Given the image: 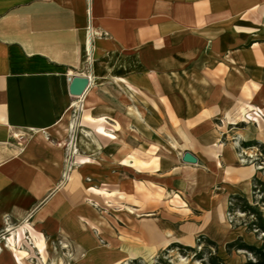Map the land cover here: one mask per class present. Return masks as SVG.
I'll list each match as a JSON object with an SVG mask.
<instances>
[{"label":"crops","instance_id":"1","mask_svg":"<svg viewBox=\"0 0 264 264\" xmlns=\"http://www.w3.org/2000/svg\"><path fill=\"white\" fill-rule=\"evenodd\" d=\"M74 76L89 78L81 96L69 93ZM250 142L264 146V0H0V264H17L8 242L21 227L23 264H122L163 249L164 238L191 237V247L197 236L244 252L227 245L259 241L224 213L260 179L239 159ZM186 151L196 163L182 161ZM128 156L133 166L121 163ZM96 176L123 185L133 228L97 211L112 196L98 207ZM143 183L151 199L164 191L179 205L178 226L162 234L152 216L144 231Z\"/></svg>","mask_w":264,"mask_h":264},{"label":"rangeland","instance_id":"2","mask_svg":"<svg viewBox=\"0 0 264 264\" xmlns=\"http://www.w3.org/2000/svg\"><path fill=\"white\" fill-rule=\"evenodd\" d=\"M85 117L88 120H91V121L94 120L89 115H85ZM74 118H75V113H72L69 115V120H74ZM98 120L105 121V119L103 118H100ZM72 125H73V121L67 124V128H69V133H68L69 141L68 142L71 147L68 158L75 152V149H73L72 147L74 146L72 145V143H73L74 130L76 129L75 128L76 125L74 124L75 126L73 128H72ZM118 127H119L118 124H115L113 126V128L115 129H117ZM96 129L98 133L105 135L109 137L110 139L115 138L114 134L106 130L103 124L101 123L96 125ZM146 142H149V141H146ZM119 144L120 142L118 138L110 142L111 149L114 151L116 150L114 152V155L117 152ZM149 144H150V147H149L150 152L151 151L153 152L156 150L159 151L161 149H164L165 147L164 145L156 144V143L154 144L149 143ZM237 149H238V155H239L240 161H243V163H247V164L254 166L256 171L259 172L260 181L264 182V146H262L260 143H257V142H250L249 145H245V146L238 145ZM143 158L144 160H146L145 156ZM146 158H150V157H146ZM153 158H155V154L153 155V157H151L152 160ZM79 160L83 163L86 161V157H80ZM136 162L137 161L132 156H128L124 158L123 160H121V163L126 166H133ZM142 166L145 167L144 164H142ZM111 175H116V176L119 175V168L116 167L115 169H113L111 171ZM99 176H96L97 183H94V186L90 187L89 190L92 191V193L96 195V200H98L100 204V206L98 207L103 206L102 196H105V197L112 196L110 198L112 206L107 207V209L105 210L102 208H100L99 210L97 208V211L100 213L102 217L104 215H105V218L109 217L111 219L110 222H112V224H114L116 227H118V225L124 224L125 226L127 225L129 228L130 227L133 228L134 221L129 216H126V215H129L130 210L127 207H125L127 202H126V199L122 200L123 194L120 192L123 185H121V183H103L102 177H99ZM103 184H105L106 188L110 189L111 191L109 192L108 190L104 189ZM149 186L150 185H148L147 183H143V185H141L140 188H137V190L140 193L138 195H140L141 197V200H140L141 204L138 210L135 211V213H137L138 216L136 217L138 219L140 218L142 219L144 231H147L148 229H150L151 221L149 219H151L152 216H154L153 218H157L154 222L157 221L159 223L160 228L165 227L164 225L166 223L174 224V226L175 225L178 226L182 222L181 212H178L177 210V206L179 205L176 203H172L173 201L169 202V198L166 196V193H164V191L161 193V195L159 194V196H155L154 199H151ZM240 197L244 198L245 201H247L249 205L256 207L257 211H261L262 215H264V195L259 194V193H256V195H253L252 193L251 196L246 197V196L240 195ZM178 202H180L179 199H178ZM232 203H233L232 208L235 211L234 212L232 211V213L229 212L228 211L229 205H228L224 213L226 223L231 227H244L247 230H249L248 223L250 221L251 216H246L244 213L238 211L241 208V203L239 201L234 200ZM95 204L98 205L97 202H95ZM126 206H129V205H126ZM157 208H159V211H158L159 214H157V211H156ZM174 214L176 215L180 214L179 216L177 215L180 219L174 216ZM120 221L123 224L120 223ZM92 228H94L95 233L98 235V232L97 230H95V227L93 226ZM24 229L25 227H21L15 233H13L8 242L9 243L8 248L11 251H13L15 261L17 264H23L24 258L28 256L27 251H26L27 254L25 256H20L18 254L19 250H24V249L22 248L20 249V247L19 249H17L16 246H14L16 242L17 243L19 242V239L21 237H24ZM159 231L162 234H164L165 232L163 228L159 229ZM149 232L152 233V230H150ZM251 232L252 234L255 235L256 240H258L259 242H260L261 236L264 237V235L260 233L256 235L254 230ZM182 240L186 244H192L191 237H185ZM169 241H170V238H164L162 239V242L160 243V246H162L163 249H159L157 252H154L153 254L150 253L151 255L148 252L144 251L142 258H139L138 260H133L132 262H124L122 264H183V263L207 264L209 261V258L214 257V256L219 257L220 259L225 261L227 264H233V263H236L242 260L243 258L245 259L247 258V253L245 251L244 252L242 251H231L230 252L229 251L228 253H226L225 251L221 250L217 246V244L212 242L208 237H204V236L196 237L195 244L191 246L192 250L187 249L186 248L187 245H185L184 242H172L171 244L168 245ZM209 241L212 243H210ZM37 242L41 244V247L37 246ZM97 242L98 243L102 242V238L100 237ZM67 243L68 241L66 240L63 243L62 247H66ZM43 244H44V240L42 238L36 241L35 246L37 250L41 251ZM150 244H151L150 237L144 236L143 237L144 250H146ZM148 254L150 256L147 257Z\"/></svg>","mask_w":264,"mask_h":264},{"label":"trees","instance_id":"3","mask_svg":"<svg viewBox=\"0 0 264 264\" xmlns=\"http://www.w3.org/2000/svg\"><path fill=\"white\" fill-rule=\"evenodd\" d=\"M252 193L253 195H256V193L264 195V182L260 181V179H254L252 183ZM234 200H237L241 203V208L240 210H238L239 212L244 213L246 216H251L250 221L248 223L249 230H254L256 235H258V233L264 235V215H262L261 211H257L256 207L249 205L244 198L240 197V195H233L230 197L228 202V211L231 213L232 211H235L232 208V202ZM232 247L244 250L247 253V259L241 264H264V237L261 236L260 242L256 245L244 243L240 240L227 245L228 249ZM186 248L192 250L191 247ZM207 264H224V262L219 257L214 256L209 258Z\"/></svg>","mask_w":264,"mask_h":264},{"label":"water","instance_id":"4","mask_svg":"<svg viewBox=\"0 0 264 264\" xmlns=\"http://www.w3.org/2000/svg\"><path fill=\"white\" fill-rule=\"evenodd\" d=\"M89 80L86 76H74L70 79L69 93L72 96H81L88 87ZM182 161L186 163H196V158L188 151L182 155Z\"/></svg>","mask_w":264,"mask_h":264},{"label":"bare ground","instance_id":"5","mask_svg":"<svg viewBox=\"0 0 264 264\" xmlns=\"http://www.w3.org/2000/svg\"><path fill=\"white\" fill-rule=\"evenodd\" d=\"M64 145H67V144H64ZM2 223H4L3 221H2ZM8 225V224H7ZM14 244H15V242H14ZM11 246V245H10ZM15 246V245H14ZM37 246L38 247H41V244L40 243H38L37 242ZM66 246V245H65ZM67 247V246H66ZM13 249V248H12ZM21 249V248H20ZM18 254L20 255V256H25L26 254H27V252H26V250H19V252H18Z\"/></svg>","mask_w":264,"mask_h":264},{"label":"built area","instance_id":"6","mask_svg":"<svg viewBox=\"0 0 264 264\" xmlns=\"http://www.w3.org/2000/svg\"><path fill=\"white\" fill-rule=\"evenodd\" d=\"M88 30H91V29H90V26H88ZM86 58L89 59V51H87V53H86ZM88 80H89V78H88Z\"/></svg>","mask_w":264,"mask_h":264}]
</instances>
